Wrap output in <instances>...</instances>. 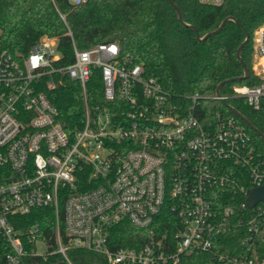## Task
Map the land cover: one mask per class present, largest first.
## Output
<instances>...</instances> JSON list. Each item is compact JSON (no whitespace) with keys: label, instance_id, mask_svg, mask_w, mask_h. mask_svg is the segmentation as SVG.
<instances>
[{"label":"built area","instance_id":"obj_1","mask_svg":"<svg viewBox=\"0 0 264 264\" xmlns=\"http://www.w3.org/2000/svg\"><path fill=\"white\" fill-rule=\"evenodd\" d=\"M251 39L259 84L211 98L241 97L254 109L264 102V20ZM72 51V61L60 64L55 36L42 35L26 53L0 44V264H43L54 254L72 264L70 249L101 254L107 264H174L200 251L223 264H264L255 249L264 200L246 204L247 190L264 185V156L244 127L218 113L203 126L193 112L197 95L173 102L115 41L72 43ZM96 73L103 102L90 104ZM64 78L77 82L82 100V122L71 129L46 92ZM43 207L52 213L49 229L17 225ZM163 207L173 214L167 226L150 229L139 247H111L115 225L148 227ZM238 227L247 235L243 251L213 250L215 235Z\"/></svg>","mask_w":264,"mask_h":264},{"label":"trees","instance_id":"obj_2","mask_svg":"<svg viewBox=\"0 0 264 264\" xmlns=\"http://www.w3.org/2000/svg\"><path fill=\"white\" fill-rule=\"evenodd\" d=\"M85 0L73 6L67 0H0V44L12 53H26L42 35L55 36L60 64L72 61V43L85 49L98 42L115 41L123 55L133 63H140L144 74L155 77L175 103L189 104L191 95H197L194 114L205 127L220 116L233 115L252 138L255 148L264 156V138L236 116L225 105L238 111L257 131L264 134V102L257 109L241 97L225 102L213 99L219 93H231L232 86L256 85L260 80L252 68V31L264 20V0H226L221 5H209L199 0ZM227 19L221 29L205 39H197L187 25H193L199 37L215 29ZM71 31V36L67 30ZM239 53L238 46L245 40ZM241 61L250 75L243 74ZM99 77L94 74L88 84V102L102 103ZM58 110V117L66 129L79 127L82 122V100L77 82L64 78L54 89L46 91ZM52 218L48 208H35L17 219V225L38 223L44 227ZM173 218L163 207L153 223L145 228L123 220L111 229V247H139L147 240L148 231H160ZM171 236V233L169 234ZM246 233L243 227L214 236L213 250L236 254L245 249ZM255 249L264 255V223L255 237ZM67 256L72 264H107L98 253L70 249ZM43 264H68L60 254H54ZM165 264H173L171 261ZM174 264H223L208 251L180 254Z\"/></svg>","mask_w":264,"mask_h":264},{"label":"water","instance_id":"obj_3","mask_svg":"<svg viewBox=\"0 0 264 264\" xmlns=\"http://www.w3.org/2000/svg\"><path fill=\"white\" fill-rule=\"evenodd\" d=\"M169 2L170 5H172L175 10H176V13H177V17H178V20L184 24V22L182 21V18H181V14H180V11L178 9V7L173 3L172 0H167ZM227 19H232L231 17H226L225 19H223L220 24L213 30L207 32L204 36L202 37H199L197 32H196V29L193 25H187L189 26L191 29H193L196 33V37L197 39L201 40V39H205L206 37H208L209 35L211 34H215L217 33L221 27L223 26V24L225 23V21ZM248 39V34L246 35V38L245 40L238 46V51L237 53H239L241 47L243 46V44L247 41ZM241 64L243 66V74L241 76H238L236 77L234 80H244L246 78L249 77L250 75V71L248 69V67L244 64L243 61H241ZM222 83H219L217 88H216V93H219V90H220V87H221ZM225 105L230 109V111L232 113H234L236 116H238L239 118H241L247 125H249L253 130H255V132H257V134L259 136H261L262 138H264V134H262L261 132L257 131L238 111H236L234 108H232L231 106H229L228 104L225 103ZM264 200V185L262 186H258V187H253V188H250L247 190L246 192V204L249 208L253 207L257 202L259 201H263Z\"/></svg>","mask_w":264,"mask_h":264}]
</instances>
